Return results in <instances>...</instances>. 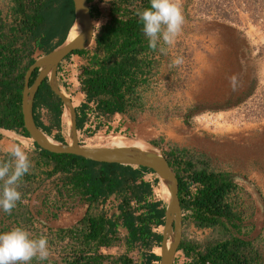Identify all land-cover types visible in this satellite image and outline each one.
I'll use <instances>...</instances> for the list:
<instances>
[{
  "label": "trees",
  "instance_id": "1",
  "mask_svg": "<svg viewBox=\"0 0 264 264\" xmlns=\"http://www.w3.org/2000/svg\"><path fill=\"white\" fill-rule=\"evenodd\" d=\"M11 2L12 23H6L0 13V130L31 139L22 113L25 76L38 58L66 42L75 22V7L73 0ZM110 6V19L95 34L94 47L67 57L78 55L87 59L80 74L85 102L76 109L78 132L87 137L93 135L103 120L108 122L117 114H130L143 106L141 91L150 85L157 61L154 54L158 46L155 49L149 46L138 15L150 8V0H112ZM91 12L93 20L100 16L97 5L91 6ZM37 77L38 70L32 75L31 86ZM42 110L48 112V126L42 120ZM33 112L37 126L45 134L66 143L62 135L65 105L51 90L48 79L39 88ZM34 147L37 153L30 159L35 161L34 172L45 167L47 179L59 177L56 188L60 196L80 198L89 207L75 226L56 233L37 232L36 238L45 237L48 243L57 241L63 247L59 260L48 256L44 261L34 258L31 264H106L108 261L135 264L129 257L135 250L141 254L139 264L160 262L154 250L161 247L163 234L155 229L165 225V208L163 201L154 199L160 180L153 170L58 155L36 143ZM169 154L168 162L179 181L184 225L199 230L221 227L230 233L227 239L216 242L196 243L184 238L179 251L188 260L186 264H263L252 242L232 232L241 233L243 228L241 215L236 211L239 186L233 176L215 171L203 155L197 156L178 146H171ZM12 162V157L6 155L3 163ZM34 172L29 171L23 181L34 180ZM149 175L155 179L146 180ZM24 190L31 192L29 187ZM112 198L120 199V203L117 212L108 215L104 206ZM121 229L127 233L123 239ZM121 240L127 249L125 255L113 259L102 253V249L116 247Z\"/></svg>",
  "mask_w": 264,
  "mask_h": 264
},
{
  "label": "rangeland",
  "instance_id": "2",
  "mask_svg": "<svg viewBox=\"0 0 264 264\" xmlns=\"http://www.w3.org/2000/svg\"><path fill=\"white\" fill-rule=\"evenodd\" d=\"M111 2L95 0L90 4L97 5L100 12L93 20L95 34L110 19ZM177 3L185 23L173 45L158 42L150 85L141 91L143 106L129 114L132 129L115 124L110 127L103 120L105 124L98 123L91 137L81 133L80 140L85 147L104 146L105 141L116 137L141 140L167 159L170 147L178 146L197 156L203 155L215 171L230 173L239 186L236 211L243 221L242 232H232L252 242L254 252L264 264V0H177ZM12 5L11 0H0V13L6 23L13 21ZM94 44L95 41L89 49ZM177 58L183 62L176 64ZM86 60L74 55L62 63L58 73L59 87L75 109L85 102L80 74ZM42 120L50 125L46 110H42ZM63 126L62 135L68 141V117ZM17 145L29 159L37 153L29 139L0 130V164H4L6 155L11 156ZM34 167L35 161L31 160V173ZM46 171L45 167L36 169L34 180L19 182L21 201L10 214L0 211V233L19 227L36 238L37 232L56 233L84 218L89 205L80 198L60 196L56 188L59 177L47 179ZM154 179L153 175L146 176L148 181ZM1 184L2 181L0 187ZM27 187L31 192L25 193ZM154 199L167 206L159 185ZM119 203L120 199L108 201L104 206L108 215L117 212ZM193 227L185 224L183 233L184 238L196 243L222 241L230 234L221 227L205 230ZM157 232L163 233V228H157ZM126 235L121 229L120 237ZM62 247L57 241L48 243L51 260H59ZM101 251L116 259L125 255L127 249L121 240L118 246ZM154 252L159 254L160 249ZM177 256V264L188 262L182 254ZM129 257L135 263L142 260L139 250L130 252Z\"/></svg>",
  "mask_w": 264,
  "mask_h": 264
},
{
  "label": "water",
  "instance_id": "3",
  "mask_svg": "<svg viewBox=\"0 0 264 264\" xmlns=\"http://www.w3.org/2000/svg\"><path fill=\"white\" fill-rule=\"evenodd\" d=\"M75 22L79 36L72 42H66L40 57L29 68L25 76L22 95L23 121L31 139L43 150L58 155H75L97 163L119 164L151 169L160 182H164L170 192V201L165 208V225L163 242L160 247L159 264H175L176 255L183 241V214L179 198V181L168 159L157 149H143L136 146L127 147H85L78 138L77 112L73 102L62 94L58 83L60 65L75 51H85L91 47L95 39V26L89 0H73ZM70 30V31H71ZM38 70V77L30 85L32 75ZM48 79L51 90L63 101L66 110H70L72 127L69 140L61 143L45 134L34 119V102L39 88Z\"/></svg>",
  "mask_w": 264,
  "mask_h": 264
},
{
  "label": "clouds",
  "instance_id": "4",
  "mask_svg": "<svg viewBox=\"0 0 264 264\" xmlns=\"http://www.w3.org/2000/svg\"><path fill=\"white\" fill-rule=\"evenodd\" d=\"M138 15L143 24V34L148 39L149 46L153 49L157 47L160 40L166 45H173L185 23V18L177 0H150V8L143 10ZM96 26L100 27V24L97 23ZM161 51H164V49L162 48ZM182 62L181 58L175 60L176 64H181ZM61 66L62 64L59 70ZM79 135L80 133L78 132V138L80 137ZM29 140L34 145L35 142L32 139ZM80 144L82 145V143ZM10 155L13 161L12 165L9 163L0 164V181H2V187H0V211L7 214H10L16 207L17 202L21 201L22 195L18 190L19 182L29 173L31 168L29 156L20 146H14ZM182 214L184 219L183 211ZM162 228L164 230V227ZM155 232H157V229H155ZM178 254L182 253L178 251ZM157 255L160 256V253ZM177 255L176 260L178 258ZM48 256V241L45 237L32 238L29 232L19 227L6 233H0V264H31L34 258L44 261ZM182 256L186 258L183 254ZM176 260L175 264L177 263Z\"/></svg>",
  "mask_w": 264,
  "mask_h": 264
},
{
  "label": "bare ground",
  "instance_id": "5",
  "mask_svg": "<svg viewBox=\"0 0 264 264\" xmlns=\"http://www.w3.org/2000/svg\"><path fill=\"white\" fill-rule=\"evenodd\" d=\"M79 30L78 28H73L70 32H69V35H68V43L69 42H72L74 41L75 39L78 38L79 36ZM62 94L64 96H66V94L64 92H62ZM67 97V96H66ZM70 120V127H72V122H71V114H70V110H66L64 115H63V121L64 123L66 124V119ZM70 127H69V130H70ZM9 132V131H7ZM104 144V142H103ZM105 147H127V146H136V147H139V148H143V149H150L143 141L141 140H126L125 138H120V137H116V138H113L109 141H105V144H104ZM159 190H160V193H161V196H162V199L164 200V202H166L167 204L169 203L170 201V192L168 190V187L167 185L164 183V182H160L159 184ZM166 207V206H164Z\"/></svg>",
  "mask_w": 264,
  "mask_h": 264
},
{
  "label": "crops",
  "instance_id": "6",
  "mask_svg": "<svg viewBox=\"0 0 264 264\" xmlns=\"http://www.w3.org/2000/svg\"><path fill=\"white\" fill-rule=\"evenodd\" d=\"M116 121V123H115ZM129 120V114H124V115H120V114H117L115 115L113 118H111L109 121H108V126H112V125H117V126H122V127H126V129H132L131 128V125H132V122ZM118 123V124H117Z\"/></svg>",
  "mask_w": 264,
  "mask_h": 264
},
{
  "label": "built area",
  "instance_id": "7",
  "mask_svg": "<svg viewBox=\"0 0 264 264\" xmlns=\"http://www.w3.org/2000/svg\"><path fill=\"white\" fill-rule=\"evenodd\" d=\"M87 128H89V126H87ZM79 136H80V135H79ZM79 138L81 139V136H80ZM80 143H82L81 140H80ZM133 204H134V203H133ZM193 228H194V227H193ZM195 229H196V228H195ZM196 230H197V229H196Z\"/></svg>",
  "mask_w": 264,
  "mask_h": 264
}]
</instances>
